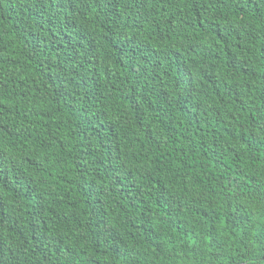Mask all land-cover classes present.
<instances>
[{"label":"trees","instance_id":"obj_1","mask_svg":"<svg viewBox=\"0 0 264 264\" xmlns=\"http://www.w3.org/2000/svg\"><path fill=\"white\" fill-rule=\"evenodd\" d=\"M0 264H264V0H0Z\"/></svg>","mask_w":264,"mask_h":264}]
</instances>
